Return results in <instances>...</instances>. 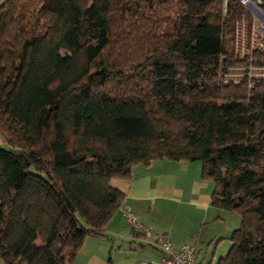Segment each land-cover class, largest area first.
I'll return each mask as SVG.
<instances>
[{
    "label": "trees",
    "instance_id": "1",
    "mask_svg": "<svg viewBox=\"0 0 264 264\" xmlns=\"http://www.w3.org/2000/svg\"><path fill=\"white\" fill-rule=\"evenodd\" d=\"M249 15L238 0L0 3V138L19 149L0 144V259L72 264L123 204L112 181L168 159L199 161L211 205L239 216L215 264H264V77L223 78Z\"/></svg>",
    "mask_w": 264,
    "mask_h": 264
},
{
    "label": "crops",
    "instance_id": "2",
    "mask_svg": "<svg viewBox=\"0 0 264 264\" xmlns=\"http://www.w3.org/2000/svg\"><path fill=\"white\" fill-rule=\"evenodd\" d=\"M200 167L193 161L154 159L133 165L129 177L112 184L124 192L122 206L132 209L139 224L164 234L174 246L194 245V264H215L229 248L224 239L233 223L211 205L213 185L201 178ZM121 207L103 235L85 238L72 264H164L151 237L129 225ZM0 264L5 263L0 259Z\"/></svg>",
    "mask_w": 264,
    "mask_h": 264
},
{
    "label": "built area",
    "instance_id": "3",
    "mask_svg": "<svg viewBox=\"0 0 264 264\" xmlns=\"http://www.w3.org/2000/svg\"><path fill=\"white\" fill-rule=\"evenodd\" d=\"M250 13L249 20L237 18L234 22L232 33V49L234 56L239 60L229 65L224 72V82L235 83L245 78L251 82L254 78L264 77V56L259 51H264V11L261 0H238ZM228 0H222L223 11L227 8ZM121 212L127 223L141 231L145 236L151 237L150 244L163 253L164 264H194L197 251L191 244L174 246L171 241L161 233L152 231L142 226L136 220L135 214L129 206H122Z\"/></svg>",
    "mask_w": 264,
    "mask_h": 264
},
{
    "label": "rangeland",
    "instance_id": "4",
    "mask_svg": "<svg viewBox=\"0 0 264 264\" xmlns=\"http://www.w3.org/2000/svg\"><path fill=\"white\" fill-rule=\"evenodd\" d=\"M0 144L2 147H5V148H8V149H12L15 153H18L19 152V149H16V148H10L1 138H0ZM195 163H200L199 161H193ZM225 214H226V223L228 224H231L233 223V225L230 227L229 229V232H228V236L230 235L231 231L236 228L238 225H239V216L237 213L233 212H228V211H225ZM227 243H228V239H224ZM228 249V248H227ZM227 253V250L224 252V255ZM223 255V256H224ZM196 256H198V254H196Z\"/></svg>",
    "mask_w": 264,
    "mask_h": 264
}]
</instances>
